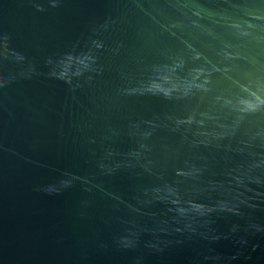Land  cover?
Listing matches in <instances>:
<instances>
[{
	"label": "water",
	"instance_id": "1",
	"mask_svg": "<svg viewBox=\"0 0 264 264\" xmlns=\"http://www.w3.org/2000/svg\"><path fill=\"white\" fill-rule=\"evenodd\" d=\"M0 264H264V0H0Z\"/></svg>",
	"mask_w": 264,
	"mask_h": 264
}]
</instances>
